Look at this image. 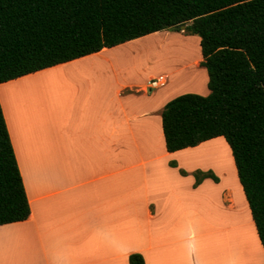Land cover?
I'll use <instances>...</instances> for the list:
<instances>
[{
  "label": "crops",
  "instance_id": "0c3cea01",
  "mask_svg": "<svg viewBox=\"0 0 264 264\" xmlns=\"http://www.w3.org/2000/svg\"><path fill=\"white\" fill-rule=\"evenodd\" d=\"M132 42L0 84L31 208L0 226V264H129L133 253L146 264H255L251 230L262 253L225 139L166 149L165 105L181 87L208 93L202 54L159 68L170 59ZM160 75L166 85L148 89ZM205 148L221 158L206 161ZM196 172L218 181L196 186Z\"/></svg>",
  "mask_w": 264,
  "mask_h": 264
},
{
  "label": "trees",
  "instance_id": "16d2710c",
  "mask_svg": "<svg viewBox=\"0 0 264 264\" xmlns=\"http://www.w3.org/2000/svg\"><path fill=\"white\" fill-rule=\"evenodd\" d=\"M182 26L200 37L210 92L165 105L166 149L225 139L264 249V0H0V84ZM30 214L0 103V226Z\"/></svg>",
  "mask_w": 264,
  "mask_h": 264
},
{
  "label": "rangeland",
  "instance_id": "374dc122",
  "mask_svg": "<svg viewBox=\"0 0 264 264\" xmlns=\"http://www.w3.org/2000/svg\"><path fill=\"white\" fill-rule=\"evenodd\" d=\"M181 30H182V28L178 31H173V30H169L170 32L163 31L162 33H160L159 36H154V35L159 34V33H155V34H152L150 36H146V37L137 39V40H135V42H132L131 44H128V45H132V46L139 47L142 49L152 47L153 50L157 51V53H161V55H159V57L161 59H162V57H166V58L170 59V62L169 61H165V63L160 62L159 68H164V67L166 68L167 66L174 64V65H176V68L180 69L179 67L181 64L183 65L184 63H188L191 59H194L195 57H198V55L199 56L201 55L200 44L198 43V46L196 45L197 40L200 41V37L197 35H191V34L183 35L180 33ZM185 37H187V38H185ZM179 49H182V52H185V54H183V55L180 54L178 52ZM56 77H57L56 71L48 72V73L39 75L35 78L36 81L33 82V85L36 86L39 79H42V78L43 79H52V78L54 79ZM27 86H29V88H32V85L31 86L27 85ZM20 88L22 89L23 86ZM36 88H38V87H36ZM193 88H194V86H192L191 88L190 87H187V88L181 87L179 89V91H177L178 93H176L177 94L176 97L183 95V94L194 93V90H197V89H193ZM194 94H197V93H194ZM208 94H209V90H208L207 95ZM207 95H205V96H207ZM204 150L201 151V154H202V152H207L206 155H208V156L209 155L210 156L217 155L216 161H218V158H221V155L219 153H217V154L210 153L208 151V148H205ZM206 155L202 154V156H204L206 158L205 159L206 161H211L209 159V157ZM223 159L224 158H222V160ZM251 234H253V230L249 231V235H251ZM251 237H253V235H251ZM249 241H250V239H249ZM251 245H252V243H251ZM257 245L258 244H257V240H256V246ZM261 247H262V245H261ZM256 254L258 257L260 256V258H261V255L263 256V254H264L263 247H262V253H261L259 246H258ZM255 263H256V261H255Z\"/></svg>",
  "mask_w": 264,
  "mask_h": 264
},
{
  "label": "bare ground",
  "instance_id": "6f19581e",
  "mask_svg": "<svg viewBox=\"0 0 264 264\" xmlns=\"http://www.w3.org/2000/svg\"><path fill=\"white\" fill-rule=\"evenodd\" d=\"M183 46V45H182ZM205 151V150H204ZM208 151L210 152V153H214V151L213 150H211V149H208ZM206 153L207 152H202V154L203 155H206ZM206 156H208V155H206ZM216 156L217 155H214V156H208L209 157V159L211 160V161H216L217 160V158H216ZM252 231V230H251ZM251 235H253V237H251ZM251 235H249V232H248V236L249 237H247V238H249L250 239V242H253L254 244H255V250L257 251V249H258V245L256 246V237L254 236V232H253V234H251ZM254 251V250H253ZM256 251H255V253H254V261H256V263L255 264H264V257L261 255V258H260V256L258 257L257 256V254H256ZM226 261V260H225ZM224 262V261H223Z\"/></svg>",
  "mask_w": 264,
  "mask_h": 264
},
{
  "label": "built area",
  "instance_id": "2783aa9c",
  "mask_svg": "<svg viewBox=\"0 0 264 264\" xmlns=\"http://www.w3.org/2000/svg\"><path fill=\"white\" fill-rule=\"evenodd\" d=\"M167 83V77L165 75H160L156 78H153L148 83V89L155 90L165 86Z\"/></svg>",
  "mask_w": 264,
  "mask_h": 264
},
{
  "label": "water",
  "instance_id": "95a60500",
  "mask_svg": "<svg viewBox=\"0 0 264 264\" xmlns=\"http://www.w3.org/2000/svg\"><path fill=\"white\" fill-rule=\"evenodd\" d=\"M181 28H182V29H185V26H182Z\"/></svg>",
  "mask_w": 264,
  "mask_h": 264
}]
</instances>
